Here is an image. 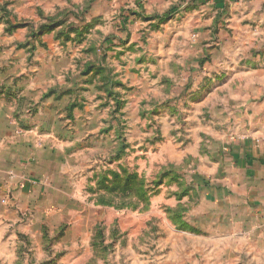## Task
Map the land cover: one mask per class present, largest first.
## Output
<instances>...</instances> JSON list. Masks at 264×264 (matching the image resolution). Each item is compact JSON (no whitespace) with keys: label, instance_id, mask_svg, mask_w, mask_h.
<instances>
[{"label":"rangeland","instance_id":"374dc122","mask_svg":"<svg viewBox=\"0 0 264 264\" xmlns=\"http://www.w3.org/2000/svg\"><path fill=\"white\" fill-rule=\"evenodd\" d=\"M245 2L0 0V91L54 144L32 193L0 195V264H264V224L227 208L264 94Z\"/></svg>","mask_w":264,"mask_h":264},{"label":"crops","instance_id":"0c3cea01","mask_svg":"<svg viewBox=\"0 0 264 264\" xmlns=\"http://www.w3.org/2000/svg\"><path fill=\"white\" fill-rule=\"evenodd\" d=\"M245 4L249 10H245L240 18L241 33L245 34L254 29L256 34L264 36V0H246ZM256 41L258 42V40ZM263 42L264 37H261V46ZM251 46H253L252 43ZM255 60L241 61H243L242 64H252L255 63ZM262 61L264 59L257 60V62ZM5 94L0 91V195L6 193L9 202H11L16 196L32 193L38 187L35 174L39 173V170H42L46 165L51 164L49 155L51 153L54 157V144L50 147L47 143H43L42 149L37 148V142L24 135L18 126L20 116L18 113H14L17 106L10 105ZM256 94L254 97H259ZM260 97L261 103L256 109H253L256 113L255 117L246 119V122H249L247 125L250 127L245 128L247 129L245 139L239 143L241 147L232 148V161L228 174V182L236 184L235 179H239L240 185L244 184L245 186V189L239 191L238 189L233 191L232 187L228 189V191L231 190L232 199H236L238 202V204H230L227 207L229 208L228 218L230 220L237 219L239 223L242 220V223L247 222L246 225L254 220H261L264 224V94ZM48 152L50 153L48 154ZM234 168L237 172L233 171ZM11 173L14 176L12 182L9 179ZM40 175L45 178L42 171L39 173ZM251 185H257L258 188H246ZM247 215H255V219L251 218L250 221H247Z\"/></svg>","mask_w":264,"mask_h":264},{"label":"built area","instance_id":"2783aa9c","mask_svg":"<svg viewBox=\"0 0 264 264\" xmlns=\"http://www.w3.org/2000/svg\"><path fill=\"white\" fill-rule=\"evenodd\" d=\"M2 202H4V200L1 199Z\"/></svg>","mask_w":264,"mask_h":264}]
</instances>
